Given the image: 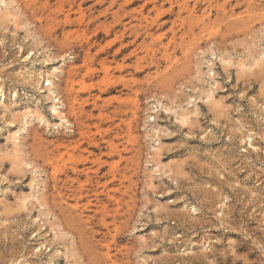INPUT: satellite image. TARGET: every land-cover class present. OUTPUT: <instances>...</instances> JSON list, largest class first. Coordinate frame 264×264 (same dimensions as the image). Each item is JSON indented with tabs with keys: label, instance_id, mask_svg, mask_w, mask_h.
<instances>
[{
	"label": "rangeland",
	"instance_id": "rangeland-1",
	"mask_svg": "<svg viewBox=\"0 0 264 264\" xmlns=\"http://www.w3.org/2000/svg\"><path fill=\"white\" fill-rule=\"evenodd\" d=\"M0 9V264H264V0Z\"/></svg>",
	"mask_w": 264,
	"mask_h": 264
},
{
	"label": "bare ground",
	"instance_id": "bare-ground-1",
	"mask_svg": "<svg viewBox=\"0 0 264 264\" xmlns=\"http://www.w3.org/2000/svg\"><path fill=\"white\" fill-rule=\"evenodd\" d=\"M3 2H4V1H3ZM9 2H12V1H9ZM5 3H8V1H6ZM5 3H4V4H5ZM14 4H15V3H14ZM7 5H8V4H7ZM17 6H18V4H17ZM12 7H14V6H12ZM10 8H11V7H10ZM1 9H2V8H1ZM1 9H0V10H1ZM13 11H15V10H13ZM13 11H12V12H13ZM16 11H17V10H16ZM2 12H3V10H2ZM2 12H1V13H2ZM6 12H10V11H7V10H6ZM10 13H11V12H10ZM15 14H16V13H15ZM3 15H5V14H2V17H3ZM9 15H10V14H9ZM13 15H14V14H11V17H13ZM0 18H1V17H0ZM14 18L16 19V17H14ZM14 18H13V19H14ZM262 50H263V49H262ZM87 51H88V50H87ZM262 53H263V52H262ZM261 55H262V54H261ZM263 56H264V55H263ZM242 66H243V63H242ZM244 66H245V65H244ZM55 67H56V66H55ZM60 70H61V68H60ZM55 71H57V68H55V69L53 70V72H55ZM69 71H70V70H69ZM69 71L67 72V75H68ZM71 71H72V68H71ZM60 72H62V71H60ZM50 73H51V72H50ZM58 74H59V73H58ZM47 75H48V74H47ZM69 75H70V74H69ZM50 76H51V75H50ZM50 76H49V77H50ZM56 77H57V76H56ZM67 77H68V76H67ZM50 78H52V77H50ZM68 78H69V77H68ZM45 80H47L46 84L49 85V92H50V94L52 95V97H54V96H53V95H55V91H54V89H53V87H54V80H52V79H45ZM55 80H56V79H55ZM68 80H69V79H68ZM72 80H73V79H72ZM72 80H71V81H72ZM67 84H68V82H67ZM71 85H72V84H71ZM55 88H56V84H55ZM68 88H69V87H68ZM69 89H70V88H69ZM69 89H68V91H69ZM55 90H56V89H55ZM55 96H56V95H55ZM70 97H71V96H70ZM70 97H69V98H70ZM1 98H2V97H1ZM58 99H59V98H58ZM58 99L56 98L55 101H57ZM95 99H97V98H95ZM0 102H2V100H1ZM73 102H74V101H73ZM94 102H95V100H94ZM68 103H69V102H68ZM56 104H57V103H56ZM56 104L53 103L52 109H53V111H54L55 113H59L60 110H58V109H60L61 106L58 105L59 103H58L57 105H56ZM97 105H98V104H97ZM73 106H74V105H72L71 108H74ZM74 110H75V109H74ZM69 111H70V110H69ZM72 111H73V110H72ZM72 111H71V112H72ZM30 112H31V111H30ZM32 113H33V112H32ZM63 113H64V111H63ZM33 114L35 115V113H33ZM29 115H30V114H29ZM59 115H60V114H59ZM63 115H64V114H63ZM178 116H179V114H178ZM183 116H184V115H183ZM183 116H182V117H183ZM32 117H34V116H32ZM35 117H36V116H35ZM35 117H34V118H35ZM40 117H41V116H40ZM25 118H26V117H25ZM38 118H39V117H38ZM41 118H42V117H41ZM60 118H61L62 121H63V120H64V121L66 120L65 117H63L62 115L60 116ZM35 119H36V118H35ZM38 120H40V119H38ZM43 120H44V119H43ZM43 120H42V121H43ZM59 120H60V119H59ZM28 122L30 123L29 120H28ZM43 122H44V121H43ZM67 123H68V122H67ZM61 124H62V123H61ZM64 124H66V123L64 122ZM24 126H25V124H24ZM24 126H23V127H24ZM65 126H66V125H65ZM151 128H152V127H151ZM151 128H150V129H151ZM152 130H153V129H152ZM152 132H153V131H152ZM154 133H156V132L154 131ZM16 137H17V136H16ZM17 138H18V137H17ZM11 139H12V138H11ZM16 140H17V139H16ZM11 141H12V140H11ZM11 141L9 140V142H11ZM16 142H17V144H18V145L16 144L17 147H18V146H19V142H18V141H16ZM11 144H14V140H13V142H12ZM20 146H21V145H20ZM111 146H112V145H111ZM15 148H16V147L14 146V149H15ZM153 148H155V147H153ZM14 149H13V150H14ZM18 150H19V149L17 148V151H18ZM20 150H21V149H20ZM20 150H19V151H20ZM153 150L155 151V149H153ZM156 150H157V148H156ZM14 151H15V150H14ZM16 154H17V153H16ZM155 156H156V155H155ZM155 159H156V158H155ZM156 160H157L156 162H159L158 159H156ZM154 162H155V161H154ZM154 162H153V163H154ZM152 165H153V164H152ZM157 166H158V165H157ZM159 167H160V165H159ZM153 168H154V167H153ZM156 169H157V168L155 167V172H156ZM159 169H160V168H159ZM151 170H153V169H151ZM34 171H35V170H34ZM34 173H35V172H34ZM35 175H36V174H35ZM35 178H36V177H35ZM36 181H37V180H36ZM39 181H40V180H39ZM35 184H36V182H35ZM35 184H34V186H35ZM38 184H39V183H38ZM36 186H37V185H36ZM35 191H36V190H35ZM36 197H37V196H36ZM66 206H67V205H66ZM64 207H65V206H64ZM66 208H67V207H66ZM70 213H71V212H70Z\"/></svg>",
	"mask_w": 264,
	"mask_h": 264
}]
</instances>
